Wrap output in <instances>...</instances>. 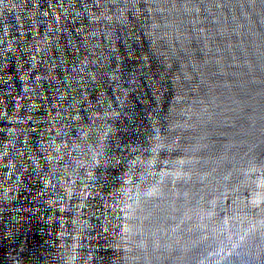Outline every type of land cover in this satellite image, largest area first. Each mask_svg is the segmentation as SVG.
I'll return each mask as SVG.
<instances>
[{"label": "water", "instance_id": "obj_1", "mask_svg": "<svg viewBox=\"0 0 264 264\" xmlns=\"http://www.w3.org/2000/svg\"><path fill=\"white\" fill-rule=\"evenodd\" d=\"M0 264H264V0H0Z\"/></svg>", "mask_w": 264, "mask_h": 264}]
</instances>
